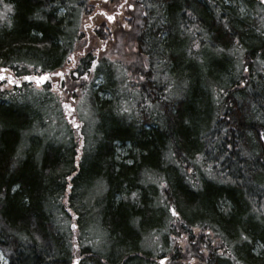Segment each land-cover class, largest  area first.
<instances>
[{"label":"trees","instance_id":"trees-1","mask_svg":"<svg viewBox=\"0 0 264 264\" xmlns=\"http://www.w3.org/2000/svg\"><path fill=\"white\" fill-rule=\"evenodd\" d=\"M99 2L0 0V67L58 71L77 53L82 15ZM139 2V10L150 7L133 38L145 53L137 65L144 80L135 91L123 63L100 62L96 73L110 98L93 103L97 124L79 168L70 134L61 129L58 139L53 130L44 132L55 128L43 122L45 108L0 94V251L6 260L0 264H71L77 256L78 264H160L156 259L164 255L166 264H264L258 255L264 254V75L254 69L255 62L264 65V5ZM194 44L201 50L199 64L192 63ZM92 60L90 53L79 72H87ZM160 64L189 83L176 78L170 87L159 85L154 65ZM122 104L133 111H122ZM116 144L127 147L132 164L118 160ZM218 147L224 152H213ZM196 165L243 184L235 186L246 210L238 213L223 199L227 185L221 181L196 178ZM73 171L78 175L68 191L64 177ZM165 182L167 190L160 187ZM214 205L225 221L214 215ZM245 211L257 231L244 228ZM72 223L78 224L76 234ZM244 248L257 255L256 263L243 256Z\"/></svg>","mask_w":264,"mask_h":264},{"label":"rangeland","instance_id":"rangeland-1","mask_svg":"<svg viewBox=\"0 0 264 264\" xmlns=\"http://www.w3.org/2000/svg\"><path fill=\"white\" fill-rule=\"evenodd\" d=\"M101 2V4L104 5V7H115L117 6L120 1L122 0H99ZM131 0H129L128 2H130ZM109 3V4H107ZM138 7L141 8V3L138 2ZM148 8L150 7H146V9H140L139 13L142 16V20L143 17L148 15ZM86 11V14L82 15V19L80 24L78 25V30L76 31V34L81 36V38L79 39V43L74 44V51L79 52L82 50V47L85 45V42L87 41V36L85 35L86 33L84 32V26L88 24V17L90 14H92V12L96 11L94 8ZM151 14V13H150ZM152 15V14H151ZM151 16L149 17V23H151L153 25V19L151 18ZM100 22H104V24H106L107 22V18L106 17H102L98 19ZM144 20H147L146 18ZM121 22H123V20H120ZM147 22V21H146ZM148 23V24H149ZM150 26V24H149ZM139 27L135 28V31L139 30ZM111 35L114 36V38L112 37H103V38H92L93 35L90 34V42L95 43V46H88L87 50L91 51V55L92 57L96 56V58H94V60L98 61L95 70L91 71L89 73V78L87 80H84L82 77L84 75V73L86 72H78V74H76L75 76L71 75V74H66V78H67V83L72 84L75 81L79 80L80 82L78 84H76V87L78 89L77 92L72 93L73 97H74V107L76 109L75 111V116L77 119V122H80V132L77 133V129L76 128H72V125L69 123V121L66 120L65 115H64V109L62 107V105L59 103V97L60 94L56 93V92H49L47 90L44 91H34L33 89L35 88L34 84H23L19 87H16L15 84H9L7 86V88H0V94H4L5 99L9 100H17V101H27V102H31L33 104H37L38 108H40L41 106L43 108H45V114L42 115V120L43 122H45L48 126V124H50L51 126H55V128L51 129H47L44 130V132L46 133L47 131L53 130L52 135L55 133L56 136H59L58 139H60V136H62L63 134L60 132L61 129L65 130V134H70L71 140L74 143L73 149L75 152V155H77L76 153V149L79 147L80 149V157L82 155V150L85 146H87L89 143H91L93 141L92 139V133L91 131L93 130L94 125L97 124V120L95 119V113L96 110L93 107V103H95L96 99L98 98L101 99L102 97L106 98V96H108L107 94H101L99 92V94H97L96 92L98 91V86H103V76L100 75V73L96 70H99L98 67L100 65V62H109L110 61L114 62L119 61L121 63H123V65L128 69L127 71V77H128V81L133 84L135 87V91L137 89H139L140 84H141V80L143 82V78L141 79V77H143V73L139 70V68L137 67V65L139 66L140 63V59L142 58L141 52L145 55V53L143 51H141V49H138L135 45V36L133 33V30L130 29H126L125 27L121 26V28H119L118 30H116V33H111ZM199 37V35H197ZM132 39V40H131ZM106 42V46L105 49L103 51H97V49H102V45H104ZM140 43L142 41H139ZM145 43V41L143 40V44ZM77 47V48H76ZM119 47L121 48V53L118 54H113V51H117V49H119ZM191 49L194 48L195 52V59H192V63H196L199 64L200 62V56H201V50H198L197 48L195 49V47H191ZM184 49V47H183ZM186 50V49H185ZM180 54V53H179ZM55 59V58H54ZM182 65L185 66L186 62L188 61V58H184V55L182 56ZM109 60V61H108ZM210 60V59H209ZM69 64V62H68ZM67 64V65H68ZM108 64V63H106ZM141 66V65H140ZM152 66V65H151ZM92 68V65H91ZM146 69V67L143 65L142 69ZM150 68V67H149ZM152 68V67H151ZM40 68H37L34 70V72H30L27 70V68H24V70L22 72H12L11 73L14 76H23L26 74H39ZM254 69H255V74H263L264 75V65L262 61L259 62H255L254 63ZM56 70V69H55ZM152 70V69H151ZM89 71V70H88ZM87 71V72H88ZM154 75H155V81L159 84V85H164L165 87H169L173 84V82H175L176 78H178L182 83L188 84L189 83V79L186 78L184 75L177 74L176 76L173 75L172 71H169L168 69H164L163 66L154 65ZM115 78V77H114ZM58 77H53L54 81H57ZM158 81H157V80ZM160 81V82H159ZM162 82V83H161ZM167 82L168 85H166L165 83ZM0 83H7L6 81L4 82H0ZM65 83V81L60 82V85L62 86ZM92 85H94L92 87ZM182 86V85H181ZM44 86H42L43 88ZM51 87V84H48V88ZM81 97H83V100H81ZM121 101V100H120ZM119 101V102H120ZM41 104V105H40ZM122 109H128V111L130 112V110L133 111V108H128L127 106H125L124 104ZM98 111H100L98 109ZM111 112V109H110ZM112 113V112H111ZM81 141L83 142L81 144ZM53 144H57L56 142H53ZM127 153V147L125 146H121V145H116V157L118 158H122V156H124ZM197 168L198 165H196ZM200 169V168H199ZM216 175H213L212 172H208L204 173L201 169L200 171L198 170L197 174H196V178L198 179H202L205 177H209L210 179H216L218 181H220L218 178L215 177ZM77 233V229H75V234ZM164 257H167L169 259L168 255H164ZM152 258L154 259V257L152 256ZM157 257H155L156 259ZM160 259H156V262L158 263ZM167 259V260H168ZM0 260L2 262L6 263L5 258L3 257L1 251H0ZM73 260L72 259V263L73 264ZM166 260V261H167ZM165 261V264H166ZM192 264V262H191Z\"/></svg>","mask_w":264,"mask_h":264},{"label":"snow or ice","instance_id":"snow-or-ice-1","mask_svg":"<svg viewBox=\"0 0 264 264\" xmlns=\"http://www.w3.org/2000/svg\"><path fill=\"white\" fill-rule=\"evenodd\" d=\"M259 3L261 5H264V0H259ZM127 7L128 8H133L134 5L133 4H128ZM104 15L107 17V19L109 21L114 20V16L113 15H108L107 13H104ZM125 26L128 27L129 25H125ZM225 27H227L226 24H225ZM257 31H259V29H257ZM237 43H238V41H237ZM88 46L89 45L87 43L84 45V47H86V48ZM103 46H106V42H105L104 45H102V47ZM193 47L199 48V44H194ZM97 51H100V49H97ZM217 51H223V49H218ZM75 55L76 54L74 53L72 55H69L68 58H67V61H71L72 62V68L73 69L77 67V62H76V60L74 58ZM84 55H85V53L83 51L79 52V56L83 57ZM67 61L65 62V64H67ZM90 63L92 64V68H90L88 72L84 73V75L82 77L84 80H87L89 78V73L91 71L95 70L98 61L92 60ZM144 66L147 67L146 64ZM26 67L27 68H34V65L28 64ZM66 72H69L71 75H76V73L73 72L72 69H70L68 67H65V66H62L60 70L53 71L51 73L41 71L40 74H38V75L26 74V75H23L22 77L17 78L11 73L10 69L0 67V82H4V81L7 82V83H0V88H7V86L9 84L19 85L21 83V80H23V81L33 82L34 85H35V88L33 89L34 91L39 92V91L47 90L50 93L51 92L59 93L60 94L59 103L62 105L63 109L65 110L66 115L71 118L69 120V123L72 125V127H74L77 130H79L80 122H77V119H76V116H75L76 109L74 107V103H73L74 102V97H73L72 93L78 91V89L76 87V84H78L80 81L77 80V81H75L72 84L67 83V78H66V75H65ZM53 77H59L61 80H64L65 83L61 86L58 81H54L53 80ZM142 78L143 77H141V79ZM49 83L51 84L50 88H48V84ZM42 85L44 86L43 88L41 87ZM81 100H83V97H81ZM127 110L128 109H126V108L122 109V111H127ZM260 138L264 139V133L260 134ZM82 143L83 142L81 141V144ZM76 153H77V155L74 158L73 163H74V165L77 168H79V160H80V155H79L80 149H79V147L76 149ZM171 155H175V153H172ZM200 159H201L200 154L197 153L196 163L199 164L200 163ZM220 159H223V156H221ZM127 163L128 164H132L133 161L132 160H128ZM209 167H211V166H209ZM187 171L188 172H192L193 170H192V168H188ZM77 175H78V173L73 171L69 175L64 177V180L66 182V187H67L68 191H71L73 189V184L71 183V181H73L74 177H76ZM232 182L235 183V181H232ZM193 186L195 187L196 185H193ZM17 187H19V186L17 185ZM160 187L162 189H164V190H167L166 182L162 183L160 185ZM131 197L135 200L137 198V193L136 192H132L131 193ZM124 199H127V197H124ZM68 202H70V201H65V203H68ZM168 210L171 212L172 216L179 217V213L176 211L175 207H169ZM68 211L72 213L73 217L76 216V213L72 212V209L70 207L68 208ZM71 228L72 229H77L78 228V224L77 223H72L71 224ZM242 239L243 240H248L249 237L242 234ZM261 247H264V245H262ZM221 254H223V252H221ZM167 259H168L167 257L162 258L160 260V264H165V261ZM79 260H80V257L77 256V258L73 261V264H78Z\"/></svg>","mask_w":264,"mask_h":264},{"label":"flooded vegetation","instance_id":"flooded-vegetation-1","mask_svg":"<svg viewBox=\"0 0 264 264\" xmlns=\"http://www.w3.org/2000/svg\"><path fill=\"white\" fill-rule=\"evenodd\" d=\"M129 0H122L120 1V3L115 6V7H104L103 4L98 3L95 6V10L94 12H92V14L89 15L88 17V24L84 26V32L86 33L85 35L87 36V41L85 42V44L87 43L90 46H95L94 41L90 42V34L92 35H98L99 38H103V37H113V35H111V33H116V30H118L119 28H121V26L125 27L126 29H132L135 38H137V36L139 35V31H135L136 27H144V22L145 20L139 19L138 18V11H139V7H138V2L139 0H131L130 2H128ZM109 4V3H107ZM128 4H133L134 7L133 8H128L127 5ZM104 13H107L108 15H113L114 16V20L109 21L107 19V23L104 24V22H100L98 19L102 18V17H106L104 15ZM140 14V13H139ZM107 18V17H106ZM123 20V22H121L120 20ZM125 25H129L128 27H126ZM149 26L148 22L145 26V29H147ZM136 42V40H135ZM134 42V43H135ZM136 45V43H135ZM137 47V46H136ZM105 49V47H103L102 49H100V51H103ZM83 51L85 53V55L83 57L79 56V52ZM77 52L75 55V60L77 62V67L76 68H72V62L71 61H67V64L69 62V64H62L60 66V68L58 70L61 69L62 66L68 67L70 69H72L73 72H75L76 74H78L79 69H81L80 67L84 64L85 59L87 58L88 54L91 53L90 50H87L86 47H82V50ZM121 50H117V51H113V54H118ZM74 54L73 52L70 53V55ZM96 58V56L93 57ZM81 59V61H80ZM92 65V64H91ZM90 68L87 69V71ZM65 74H70L69 72H66ZM75 76V75H73ZM57 81L60 82L63 81L61 80L59 77L57 79ZM50 84V83H49Z\"/></svg>","mask_w":264,"mask_h":264},{"label":"bare ground","instance_id":"bare-ground-1","mask_svg":"<svg viewBox=\"0 0 264 264\" xmlns=\"http://www.w3.org/2000/svg\"><path fill=\"white\" fill-rule=\"evenodd\" d=\"M98 88V91L96 92L97 94H99V92L101 93V94H107L108 96H106V98H104V97H102L101 99L102 100H108L109 98H110V94L108 93V92H104L103 90H102V86L100 85V86H98L97 87ZM117 145V144H116ZM213 152H215V153H221V152H224V150H225V148L224 147H218V148H213ZM118 160L119 161H128V160H130V156H129V154L128 153H126L124 156H122V158H118ZM216 168V167H215ZM216 178H218L222 183H223V185H227L226 186V188H225V191L227 192L226 194H224L223 195V199H224V196H226V199L227 200H229L232 204H233V206H234V208H235V210L238 212V213H241V212H243L244 210H246L245 209V206L242 204V202L240 201V199H239V195H238V192L240 191V190H238L237 188H236V186L235 185H238L239 187H240V185H243V184H239V182L237 181V182H235V183H233L232 181H234V179H232V176L229 174V173H227V172H222V173H220V174H218V175H216L215 176ZM203 180V178L201 179V181ZM211 183V182H210ZM212 184H214L213 182H212ZM229 184V185H228ZM216 187H220V186H216ZM228 188V189H227ZM241 192V191H240ZM242 193V192H241ZM244 194H242V199H243V201L245 202V204L247 205L248 204V202L246 201V199L244 198V196H243ZM218 203H220V201H218ZM192 208V210H193V207H191ZM215 208V213H214V215L216 216V217H218V220H220V221H225V219L226 218H222L220 215H219V213H218V205H214V207H213V209ZM191 209H190V207H186V211L187 212H189ZM224 213L226 212L225 210L223 211ZM245 216V217H244ZM244 216H242V220L244 221V222H246L245 223V225H244V228L246 229V230H249V231H257V228H259L258 226H256V225H254L253 223H251V222H249L247 219H248V214L246 213V211L244 212ZM233 218V217H232ZM230 219V218H229ZM235 219V218H234ZM243 222V223H244ZM229 223H232V225L235 227V229H242V227H241V225H237L236 224V222H235V220H233V221H230ZM255 240H258V238H256ZM252 241V240H251ZM254 246H255V248H256V251H258L259 252V250H261V247L259 246V244H258V242H255V244H254ZM246 251H247V248H244L243 250H242V254H243V256L248 260V261H250V262H252V263H256L257 262V255L255 254V253H253L251 250H250V252L249 253H246ZM260 257H262V256H264V254L263 255H261V254H258Z\"/></svg>","mask_w":264,"mask_h":264}]
</instances>
